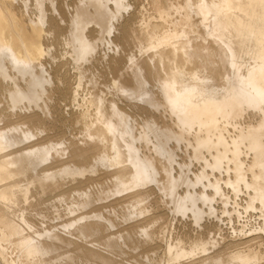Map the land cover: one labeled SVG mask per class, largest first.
I'll return each mask as SVG.
<instances>
[{
	"label": "bare ground",
	"instance_id": "obj_1",
	"mask_svg": "<svg viewBox=\"0 0 264 264\" xmlns=\"http://www.w3.org/2000/svg\"><path fill=\"white\" fill-rule=\"evenodd\" d=\"M77 1L67 27V45L76 64L88 61L95 54L99 42L114 30V24L130 7L129 0ZM19 2L21 5L16 6ZM47 6L53 8L57 16L61 15L56 0H0V90L7 93L10 115L15 114L22 103L28 106L26 112L19 111L22 121L4 127L0 124V264L108 261L95 250L96 245L94 249L92 242L88 241L100 235L102 229L109 232L102 242L105 248H119L126 244V240L130 241L129 234L112 233L111 229L116 225L102 213L73 216L78 209L92 204V195L86 188L82 192L75 191L79 202L72 201L74 194H62L58 198L63 203L71 201L64 214L65 222L53 223L62 219L57 209L51 219L41 215L42 224L39 226L28 219L23 210L15 211L20 203L27 205L34 196L61 189L65 178L85 179L87 174H95L100 166L110 171L114 193L128 192L126 194L135 199L129 206L130 215L140 217L148 212L145 205L140 204L150 198L151 185H158L161 180V189L175 213L182 216L191 213L196 223L204 214L217 218L214 200L206 192L208 186L201 184L199 176L195 175L193 181L189 166L176 160V153L170 147L176 138L170 129L175 127L181 133H189L196 127L199 134L206 132L204 142L209 144L213 141V130L208 127L218 129V119L228 124L243 112H256L261 116L260 124L238 130L239 136L233 139L232 145L237 152L238 146L247 142L256 157L263 159L264 148L259 145V139L264 131V0H185L179 7L184 12L179 23L182 28L198 26L200 33L189 36L184 30L173 29L160 35L158 26L144 32L141 41L146 45L140 54L144 58L135 60L131 57L129 65L120 69L123 70L121 75L127 76L125 83L128 85L120 80H113L111 85L124 94L127 102L135 104L134 108L143 111L162 108L169 113L173 123L161 126L149 120L140 122L145 136L152 138L149 147L143 141L136 120L118 102L99 97L93 109V119L91 115L89 117L93 121L84 131L88 148L68 143L71 160L91 158L93 163L89 168L63 164L59 169L54 168L55 171L43 167L61 162L67 146L62 139L55 142L41 140L46 128L42 129L36 113L47 109L45 99L50 100L49 91L55 84L52 71L48 69L51 63H46V58L52 59L51 49L44 45V36L50 32ZM30 7L35 13L33 19L28 16ZM191 16L198 19L197 25ZM60 21L65 25L63 19ZM89 27L97 29L96 40L89 39ZM151 79L156 83V90L150 84ZM5 117L0 114V123L4 124ZM234 126L232 128H236ZM176 169L177 176L173 174ZM237 171L239 173V169ZM167 177L169 182L165 186L162 181ZM200 185L201 191L198 192L197 186ZM179 187L184 189L182 194L178 192ZM214 191L218 192L217 189ZM260 204L262 225L259 231L264 234V192ZM126 219H130L129 216ZM141 234L146 235L147 230L142 229ZM192 253L177 248L170 250V261L180 262ZM208 261L222 264L219 254L209 256L203 264ZM255 261L256 257L236 254L227 264H253Z\"/></svg>",
	"mask_w": 264,
	"mask_h": 264
},
{
	"label": "rangeland",
	"instance_id": "obj_2",
	"mask_svg": "<svg viewBox=\"0 0 264 264\" xmlns=\"http://www.w3.org/2000/svg\"><path fill=\"white\" fill-rule=\"evenodd\" d=\"M56 2L60 9V16H57L53 8L47 6L50 32L47 36H44V45L46 48L51 49L52 59L46 58V63H51L50 66L48 65V69L52 71L51 75L55 84L49 91L52 93H49L50 100L45 99L48 105L47 109L36 112L40 118V126L43 125V130L46 128V132L44 130L43 135L40 136L41 140L55 142L56 139L57 141L62 139L65 141V147L67 146V148L70 143H77L84 149L88 148L89 143L87 144V142L89 141L84 137L85 127L93 121V109L99 97H103L106 101L112 99L118 102L117 104L136 120L140 127L139 131L142 132L143 141H146L150 147L152 138L145 136L144 129L141 128L142 121L149 120L164 126L172 124L173 119L162 108L146 109L142 107L146 109L144 111L134 108L135 104L132 105V103L127 102L124 94L117 92L111 84L113 80H120L123 83H125V80L127 81V76H123L121 73L129 65L131 57L135 60L144 58V56H141V50L146 44L141 41V37L144 32L149 31L152 27L158 26L160 35L173 29L178 32L184 30L189 36L201 32V28L198 26L194 25L193 28L189 29L182 28L180 25L179 21L184 12L179 7L185 3V0H129V9L114 24V30L109 35L106 34L103 41L99 42L97 53L95 52L90 56L88 61H79L78 64L73 61L71 49L67 45L68 21L73 14L72 8L78 1L66 0L68 6H66L65 0H56ZM20 5L19 2L16 6ZM28 16L31 19L35 17L33 7L29 8ZM191 17L197 25L198 19L195 16ZM60 18L64 20L65 25L61 24L63 22L60 21ZM89 29V39L92 37L96 40L98 38L97 29L94 30L92 27H89ZM198 42H200V39ZM121 68L123 70L120 71ZM151 80L150 84L156 90L154 88L156 83ZM125 85H128V82ZM122 98L123 100H121ZM90 102L93 103L92 106ZM7 104V93L0 90V114L6 116V120L3 121L4 124L0 123L3 127L22 121V113L19 111L26 112V107L28 108L26 103H22L23 106L20 105V109L14 112L15 114L11 113L12 115H10ZM41 104L43 106V103ZM260 122L261 116L256 112L249 111L243 112L228 124L224 120L218 119V129L207 125L210 130H213L211 136L213 141L209 144L204 142L206 132L199 134L196 127L189 133H181L175 127L170 129L174 132L176 138V141L173 140L170 144V147L176 153V160L189 166L191 170L190 177L193 181L196 175L201 179L202 185L208 186L206 192L214 200L213 205L217 212V218L204 214L202 220L196 223L191 213H187L185 216L175 213L161 189L160 179L158 185L153 183L149 188L150 198L148 197L146 201L140 204L141 206L144 204L148 212L140 217L130 215L131 207L129 206L135 199L130 194H126L128 192L114 193L110 171L107 172L101 166L95 174H87L85 179L65 178L61 189L50 190L44 196H34L30 198L27 203L28 206L20 203L15 211L17 213L20 212L19 210H23L27 215L26 217L35 221L36 226H39L42 224L41 215H46L51 219L57 209L61 213L62 219L54 220L53 223L65 222L66 217L64 214L67 213V208L71 206V201L63 203L64 201L58 199L60 195L72 196L74 194L72 201L76 199L75 202H79L75 191H89L92 195V204L88 208L78 209L73 216L78 217L84 214L86 216L91 212L90 215L102 213L116 225L117 228L111 229L112 233L124 232L122 234H129L131 239L130 241L126 240V244L119 246V248H105L102 242L109 232L102 229L100 235L94 236L88 241L92 242L94 249L96 245L95 250L108 261L95 259L86 263L75 261V264H203L206 263V258L215 254H219L222 264H227L231 256L236 254L256 257L253 264H264V234L259 231V227L262 225L260 196L264 192V156L263 159L256 157V152L250 150L247 142L240 144L237 152L234 151L232 145L233 139L239 136L238 130L257 126ZM234 124L236 128H232ZM82 140L84 141L82 142ZM25 142L28 143L27 140ZM25 142L24 144H26ZM259 145L264 148V131L259 139ZM67 148L62 163L56 162L53 165L43 167V169L55 171V169L61 168L63 164L81 165L83 168H89L90 164L93 163L91 158L88 159L89 161L71 160L69 157L70 151H68L70 148ZM158 166L162 168L160 162H158ZM237 169H239V173ZM177 173L178 170L176 169L173 174L177 176ZM95 178L98 180L96 181ZM164 179L162 183L166 186L169 179L168 177ZM214 189H217L218 192H215ZM197 191H201V185L197 186ZM178 192L182 194L184 189L179 187ZM73 207H75V204ZM38 215H40L39 218H37ZM128 216L130 219H126ZM90 220L95 221V219H89L88 221ZM138 222L139 224H137ZM142 229L147 230L146 235L141 234ZM173 248L193 253L181 259L180 262H171L169 251L174 250ZM62 251L65 252L63 249ZM59 252L63 254V252ZM207 264L216 263L208 261Z\"/></svg>",
	"mask_w": 264,
	"mask_h": 264
}]
</instances>
